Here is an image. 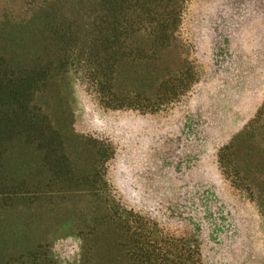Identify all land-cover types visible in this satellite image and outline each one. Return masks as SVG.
<instances>
[{
	"label": "trees",
	"instance_id": "16d2710c",
	"mask_svg": "<svg viewBox=\"0 0 264 264\" xmlns=\"http://www.w3.org/2000/svg\"><path fill=\"white\" fill-rule=\"evenodd\" d=\"M187 1L3 0L0 264H57L46 241L57 226L82 240L77 264H194L191 241L110 195L111 150L73 131L68 103L79 71L107 110L154 113L182 97L195 81L180 38ZM251 138L218 156L235 187L248 186L232 154ZM44 218L45 242L34 233Z\"/></svg>",
	"mask_w": 264,
	"mask_h": 264
},
{
	"label": "rangeland",
	"instance_id": "374dc122",
	"mask_svg": "<svg viewBox=\"0 0 264 264\" xmlns=\"http://www.w3.org/2000/svg\"><path fill=\"white\" fill-rule=\"evenodd\" d=\"M180 38L195 74L182 97L154 113L107 110L79 71L68 96L73 131L109 147L110 195L191 241L194 264H264V0H188ZM245 132L250 146L232 154L248 186L239 188L218 156ZM36 227L45 242V218ZM52 230L53 259L77 264L82 240Z\"/></svg>",
	"mask_w": 264,
	"mask_h": 264
}]
</instances>
